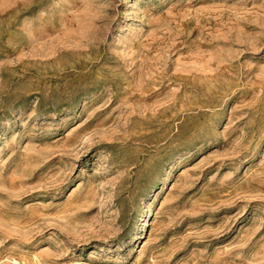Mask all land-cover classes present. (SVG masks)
<instances>
[{"label": "rangeland", "instance_id": "obj_1", "mask_svg": "<svg viewBox=\"0 0 264 264\" xmlns=\"http://www.w3.org/2000/svg\"><path fill=\"white\" fill-rule=\"evenodd\" d=\"M0 264H264V0H0Z\"/></svg>", "mask_w": 264, "mask_h": 264}]
</instances>
